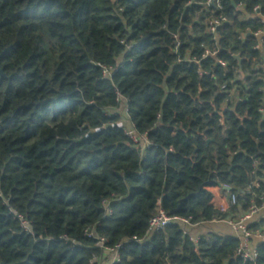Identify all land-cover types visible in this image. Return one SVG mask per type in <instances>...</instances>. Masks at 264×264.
Instances as JSON below:
<instances>
[{"label": "trees", "instance_id": "obj_1", "mask_svg": "<svg viewBox=\"0 0 264 264\" xmlns=\"http://www.w3.org/2000/svg\"><path fill=\"white\" fill-rule=\"evenodd\" d=\"M187 1L0 0V264H264L191 234L264 201V0L215 34ZM159 210L191 226L149 233Z\"/></svg>", "mask_w": 264, "mask_h": 264}, {"label": "built area", "instance_id": "obj_2", "mask_svg": "<svg viewBox=\"0 0 264 264\" xmlns=\"http://www.w3.org/2000/svg\"><path fill=\"white\" fill-rule=\"evenodd\" d=\"M195 0H188L187 5H191ZM234 8L243 9L244 0H238L236 2L231 0ZM201 5V10L205 13L209 14V18L206 20V27L210 34H215L216 30L221 27L224 23L227 22V18L223 15V6L222 0H204L203 2H199ZM262 12V7L259 4H256L252 7L251 13L252 15H258V29L255 31H251L249 28H246L244 33L245 35H251L256 37L258 42L252 47V50L259 51L264 43V13ZM218 53V50H205V54L202 57H205L207 54H211L215 56ZM218 64L224 65L221 60H217ZM107 70H103V75L107 74ZM260 113L264 114V108H260L258 110ZM131 139L134 142H137V138L133 134H129ZM258 183L255 184L257 186ZM225 192L227 189L225 188ZM264 197V194L261 198ZM228 204L222 205L219 208L220 213H225L230 205L235 204V196L230 194L227 195ZM110 199L103 200V205L106 209V215L111 213V209L109 207ZM264 211V201L260 205H256L254 201H251V204L246 209L245 212L236 216V218H227V219H218L213 218L211 223L224 222L227 224L232 231L234 232V236L238 239V247L236 249L235 255L243 262H253L258 257L257 246L264 243V229L260 228H249L250 222L255 220L256 217L260 216ZM171 223H179L185 226H191L190 219H186L184 217L178 215H169L165 213L163 210H159V212L153 216L148 225V232L154 233L156 231L162 230L167 225ZM98 245L104 247L103 240L98 241ZM122 248V244H117L116 246L104 247V250L108 253L114 254V259L110 264L117 263L119 261L118 251Z\"/></svg>", "mask_w": 264, "mask_h": 264}, {"label": "crops", "instance_id": "obj_3", "mask_svg": "<svg viewBox=\"0 0 264 264\" xmlns=\"http://www.w3.org/2000/svg\"><path fill=\"white\" fill-rule=\"evenodd\" d=\"M192 237H198L199 234H206L209 231H214L217 233H224L231 236H234V232L232 229L225 224L224 222H217V223H211V225H208L207 227H192ZM114 259V254L112 253H105L104 258L101 261L100 264H110Z\"/></svg>", "mask_w": 264, "mask_h": 264}, {"label": "water", "instance_id": "obj_4", "mask_svg": "<svg viewBox=\"0 0 264 264\" xmlns=\"http://www.w3.org/2000/svg\"><path fill=\"white\" fill-rule=\"evenodd\" d=\"M235 60H237V63H238V66H240V62H241V58H240V55H235L234 56ZM240 70V69H239ZM241 71V70H240ZM264 118V117H263Z\"/></svg>", "mask_w": 264, "mask_h": 264}]
</instances>
